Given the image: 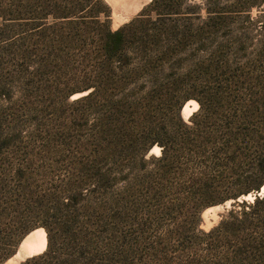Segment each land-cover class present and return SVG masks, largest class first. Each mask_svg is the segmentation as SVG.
Here are the masks:
<instances>
[{
    "label": "rangeland",
    "instance_id": "1",
    "mask_svg": "<svg viewBox=\"0 0 264 264\" xmlns=\"http://www.w3.org/2000/svg\"><path fill=\"white\" fill-rule=\"evenodd\" d=\"M72 1L0 0L1 240L18 220L25 222L27 211L51 215L56 212L55 196L60 192L61 199L72 194L75 178L82 173H77L74 156L76 152L87 155L93 146L96 120L107 117L103 98L86 97L94 87L101 92L107 87L94 69L92 44L79 30L53 26L58 22H53L50 14ZM97 1L99 20L114 31L151 0ZM204 1L189 0L187 4L202 6ZM207 2L214 15H225L222 27L204 47L182 51L155 76L159 86L170 88L171 101H155L162 108L160 112L165 114L167 106L178 105V115L185 122L200 102L216 98L215 90L229 74L264 73V0ZM133 5L138 9L131 11ZM199 16L205 17L203 10ZM210 54L228 62V75L206 69L204 61ZM188 101L196 106L184 118L181 109ZM150 150L142 157L134 149L116 153L115 160L105 166L111 175L98 183L105 187L94 184L91 191L83 190L87 203L96 210L85 224L89 248L80 244L79 250L67 244L55 230V252H86V264L264 263L255 261L248 251L237 255L248 230L236 220L247 211L255 193L248 194L251 199L240 196L200 210L191 229L185 209L167 212L170 196L154 189L155 162L149 158H157L160 148L158 155ZM92 191L105 194L95 196ZM59 218H55L57 223ZM48 220L52 230L55 225ZM60 259L59 255L43 264H57Z\"/></svg>",
    "mask_w": 264,
    "mask_h": 264
},
{
    "label": "trees",
    "instance_id": "2",
    "mask_svg": "<svg viewBox=\"0 0 264 264\" xmlns=\"http://www.w3.org/2000/svg\"><path fill=\"white\" fill-rule=\"evenodd\" d=\"M188 1L151 0L114 31L99 20L97 0H74L50 14L53 22H58L53 26L79 30L92 44L94 69L107 87L104 92L94 87L86 97L103 98L107 117L96 120L93 146L87 155L76 152L74 156L77 173H82L75 178L72 194L60 199L59 192L56 212L51 215L27 211L25 222L18 220L4 240L0 239V264L14 254L24 236L39 228L45 232L46 249L19 264H43L59 255L57 264H86V252L53 250L54 231L79 250L80 244L89 248L85 227L96 210L87 203L83 190L91 191V185L96 187L111 175L105 166L115 160L118 151L134 149L142 157L154 146L160 148L157 158H149L155 162L154 189L170 196L167 212L185 209L191 229L200 210L256 194L242 218L236 220L248 230L237 255L248 251L255 261L264 262V192L257 195L264 187V73L229 74L215 90L216 98L200 102L187 122L178 115V105L167 106L164 114L155 102L171 101L170 88L155 81L157 72L182 51L204 47L224 23L225 15H214L206 6L208 0L202 6ZM204 62L212 74L228 75V62L219 55L210 54ZM96 191H92L95 196L105 194ZM179 191L183 195L176 193ZM48 219L55 225L52 230Z\"/></svg>",
    "mask_w": 264,
    "mask_h": 264
},
{
    "label": "bare ground",
    "instance_id": "3",
    "mask_svg": "<svg viewBox=\"0 0 264 264\" xmlns=\"http://www.w3.org/2000/svg\"><path fill=\"white\" fill-rule=\"evenodd\" d=\"M150 1V0H145ZM138 6L133 5L131 6V11H135ZM196 104L193 101H188L184 104L181 109V114L184 118L188 117L194 110ZM150 154H159V148L154 146L150 150ZM264 192V187L261 189L259 194ZM245 199H251V195L244 196ZM26 241L28 244L26 245L25 242L22 243L20 253L13 256L11 259L7 260L5 264H16L18 260L23 258L25 255L30 256L36 253H40L45 249L46 246V236L45 232L42 229H36L27 234Z\"/></svg>",
    "mask_w": 264,
    "mask_h": 264
},
{
    "label": "water",
    "instance_id": "4",
    "mask_svg": "<svg viewBox=\"0 0 264 264\" xmlns=\"http://www.w3.org/2000/svg\"><path fill=\"white\" fill-rule=\"evenodd\" d=\"M257 195H260V194H257ZM253 197H254V196H253ZM26 237H27V235L24 236V237L22 238V240L20 241L19 245L17 246V248H16L14 254H12L7 260L11 259L13 256H15V255H17L18 253H20L21 246H22V243H23V242H25L26 245L28 244V242L26 241ZM39 254H40V253H39ZM29 257H31V256H29ZM25 258H28V257H25ZM25 258H23L20 262L24 261ZM7 260H6V261H7ZM6 261H5V262H6ZM5 262H4V263H5ZM20 262H18V264H19ZM4 263H3V264H4Z\"/></svg>",
    "mask_w": 264,
    "mask_h": 264
}]
</instances>
